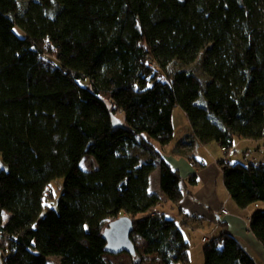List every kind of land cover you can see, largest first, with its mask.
I'll return each instance as SVG.
<instances>
[{
  "label": "trees",
  "instance_id": "obj_1",
  "mask_svg": "<svg viewBox=\"0 0 264 264\" xmlns=\"http://www.w3.org/2000/svg\"><path fill=\"white\" fill-rule=\"evenodd\" d=\"M195 61L207 79L168 72ZM177 107L193 129L178 153L217 142L227 155L237 138L264 139V0H0L2 263L112 264L104 231L125 214L145 254L190 264L184 224L159 211L151 186L159 166L167 201L191 194L162 156ZM88 156L94 169L81 166ZM219 165L240 208L264 201V161ZM61 178L57 207L48 206ZM249 226L264 246V209ZM203 251L204 264H258L229 232Z\"/></svg>",
  "mask_w": 264,
  "mask_h": 264
},
{
  "label": "crops",
  "instance_id": "obj_2",
  "mask_svg": "<svg viewBox=\"0 0 264 264\" xmlns=\"http://www.w3.org/2000/svg\"><path fill=\"white\" fill-rule=\"evenodd\" d=\"M185 118L186 125L181 129L177 130L174 123V139L163 149L162 156L187 181L185 184L191 194H186L178 204L167 201L161 192L160 169L158 166L152 173L151 179L156 178L154 191L160 193L163 199V203L158 207L159 211L176 217L179 222L184 224L185 235L191 243L190 258L193 248L204 254L203 249L206 242L223 232H229L240 241L244 249L258 264H264V246L249 226L250 212L255 208L251 210L240 208L231 198L224 183L219 161L223 158L233 161L230 158V153L226 155L217 142H211L207 145L195 143L193 146H187L183 149L186 154L176 152L180 141L193 134L192 126L186 115ZM251 140L239 138L232 151L235 152L239 143ZM244 150L250 151L248 148ZM258 150L260 151L261 147ZM190 156H192L191 162L188 159ZM246 160L245 163L264 161V157H261V159L250 157ZM192 162L196 164V167H192ZM193 174L197 175V183L192 185L188 183L187 179ZM223 208L228 210V214L222 213ZM204 237H207L208 241H204Z\"/></svg>",
  "mask_w": 264,
  "mask_h": 264
},
{
  "label": "rangeland",
  "instance_id": "obj_3",
  "mask_svg": "<svg viewBox=\"0 0 264 264\" xmlns=\"http://www.w3.org/2000/svg\"><path fill=\"white\" fill-rule=\"evenodd\" d=\"M17 32L22 34V32L17 29ZM199 61V60H198ZM198 61H195L192 64L189 65H183L181 63H172L169 66L168 72H173L179 68H190V69H196V72L198 75H200L202 78L207 79L206 75L202 72V70L198 67ZM83 84L87 85L88 81H83ZM174 123L175 126L178 129H181V127H184L186 125V118L185 113L182 110L181 107H177L174 110ZM113 120L115 125H123L125 124V115L123 112L115 113L113 116ZM243 140H246L242 138ZM239 140V138L237 139ZM236 140V141H237ZM251 140V139H250ZM261 147V150L258 149ZM250 149V151L244 150V149ZM236 152V153H235ZM230 152V158L233 161H241L246 162V159H249L250 157H254V159H261V157H264V139L259 140H251V141H243L242 143H239L238 146H236V150ZM248 152V153H247ZM237 154V155H236ZM0 162L1 164L6 168L7 165L3 162L2 157L0 155ZM82 168L86 170L94 169L96 167L95 160L93 157H85L81 164ZM155 177L152 178V190L156 187L155 184ZM63 178L53 181L47 188L46 194H47V200L46 203L48 206H55L57 207L59 198L62 193L63 189ZM252 208L255 209H264V201L256 202L252 207H250V210ZM11 213L9 211H4L3 217L4 222H7ZM125 215V214H124ZM135 243L137 244V249L139 254L137 255H130L128 253H120V254H105V259L109 261L112 264H164L158 257L157 254H145L144 253V247L145 242L138 237L137 235L134 236ZM201 242V240H199ZM8 244V239L4 238L3 234L0 232V264L2 263V258L5 253L4 248ZM204 244L202 243V246ZM49 264H60V257L58 256H50L49 257ZM190 264H204V254L200 253L198 249H192L191 250V263Z\"/></svg>",
  "mask_w": 264,
  "mask_h": 264
},
{
  "label": "water",
  "instance_id": "obj_4",
  "mask_svg": "<svg viewBox=\"0 0 264 264\" xmlns=\"http://www.w3.org/2000/svg\"><path fill=\"white\" fill-rule=\"evenodd\" d=\"M133 232L134 221L129 215L113 220L104 231V238L107 241V253L137 255L136 243L132 238Z\"/></svg>",
  "mask_w": 264,
  "mask_h": 264
},
{
  "label": "built area",
  "instance_id": "obj_5",
  "mask_svg": "<svg viewBox=\"0 0 264 264\" xmlns=\"http://www.w3.org/2000/svg\"><path fill=\"white\" fill-rule=\"evenodd\" d=\"M222 150L225 152L226 151V149L225 148H222ZM191 165H192V167H196V164L195 163H191ZM222 213H224V214H228V210L226 209V208H223L222 209ZM204 241H208V238L207 237H204V239H203Z\"/></svg>",
  "mask_w": 264,
  "mask_h": 264
}]
</instances>
